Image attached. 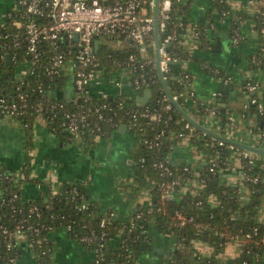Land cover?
Instances as JSON below:
<instances>
[{
	"label": "trees",
	"instance_id": "16d2710c",
	"mask_svg": "<svg viewBox=\"0 0 264 264\" xmlns=\"http://www.w3.org/2000/svg\"><path fill=\"white\" fill-rule=\"evenodd\" d=\"M190 4L191 0L174 1L170 8V17L165 32V35L175 37L168 46L170 57L201 64V68L209 77L222 80L229 78L228 86L240 87L244 103L247 106L234 110L225 108V113L221 114L218 98L226 100V95L217 92L218 95L212 100H205L199 98L193 91L194 95L192 96L190 88L181 81L180 73L183 69L173 65L170 66V72L165 81L170 94L176 96V102L198 122L206 126L211 122V129L217 131L219 135L224 136L225 127L230 126L233 122L229 117L232 112H236L244 119H253L254 124L249 125L247 131L258 133V124L261 120L264 121V109L263 114H260L256 106L248 102V98L256 97L264 107V91L262 96L258 91L262 89L258 83V76L264 72V31L261 32L262 29L264 30V9L258 6L256 11L248 16L253 21L254 29L257 32L258 48L255 52L246 55V67L250 75L244 82L238 84L232 74L226 73L207 61L198 59L178 43L183 40L181 34L184 28L192 25L196 33L194 35L199 42L198 48L200 50L211 49L217 39L213 35L215 24L226 16L231 17L228 34L230 42H232L236 33L242 36L239 23L244 17L240 13L234 14L227 0H211V9L215 11L213 21H216H214V26L206 25L191 20L189 16ZM147 11L152 14V7L149 4ZM241 41L242 39H239L238 43ZM103 49L104 44L99 46L95 53L99 63L97 71L101 76L100 79L107 84L111 80L128 77L125 71V61L130 54L138 55L137 49L129 42L121 43L115 49L104 53L101 52ZM148 51L153 55L154 48L151 41L148 42ZM138 74L141 73L138 72ZM142 74L148 83L146 88L152 92V97L145 105L137 104L133 97L117 94L106 98L99 94L91 95L90 85L83 92L88 96V101L84 102L83 98L76 97L77 91H74V95L70 99L54 96V92L60 91L66 85L67 79L60 77L50 82L40 68L28 73L24 82L26 86L34 88L42 84L45 91H6L4 86L14 80L12 76L15 75V72L14 68L7 64L5 57L0 58V99L9 102L16 101L18 93L25 92L28 93L30 103L42 102L45 105L42 115L45 117L46 114H53L54 119L46 122L63 141L73 142L77 137L70 133H64L65 130L60 127L61 110L80 112L86 105L99 106L107 102L111 110L105 113V116L111 121H98L96 115L92 113L88 123L83 127V133L79 140L82 142L83 148L88 150L94 146L98 138H108L120 127H124L135 135L138 144L130 152L133 172L126 182L125 198L132 202L141 195L142 191L147 190L148 193L147 203H138L132 211L122 216L113 209H102L99 202L91 198L86 180L65 184L61 189L63 191L61 195L54 194L52 190H49L44 192L46 197L39 196L33 201L22 199L20 186L39 183V180L30 178L32 167L31 156L28 154L34 148L33 128L38 114L32 108L26 107L22 114L10 115V118L15 119L24 131L26 155L18 169L0 165V221L8 228H12L22 218H28L29 224L35 228L28 232L30 251L34 256L47 247H53L49 238L52 233L50 230L59 227L60 223L58 218H52L51 215L59 213L65 215L67 220H75L73 229L77 233L89 234L93 231L91 243L88 246L81 245L90 252L95 251L92 264H139L140 256L151 249L150 243L154 233L170 235L173 238L174 247L162 264H221L219 255L227 244L236 242L241 244L240 253L226 261L225 264H264V222L259 219L264 204V157L259 155H255L254 158L242 157L240 165L244 178L242 177L235 184L221 183L220 173L228 166L232 150L228 149L226 145H219L220 139L206 135L192 125V129H185L186 121L173 106L170 110L164 109L167 101L163 100L165 94L153 63H148ZM254 81L257 84L256 91L248 94L245 91L246 85L248 82L253 83ZM55 102L62 103L63 108L60 110L49 107ZM119 103H122L123 106L120 107ZM146 109L151 112L154 109L163 110V120L155 124L147 117L141 116L133 121L126 114L128 110L142 112ZM211 109L215 111L212 117L209 115ZM114 112L116 115L113 114ZM168 116L170 119H167ZM96 124L100 125V130L95 129ZM216 128L218 129L216 130ZM162 129L164 130L161 138L162 144L158 149L150 150L145 144V140L150 139ZM262 133L264 134V126ZM185 134H189L188 142L194 144L195 149L202 156L201 166L197 169L193 168L191 164H174L169 160L171 149L180 142ZM234 150L240 149L236 147ZM156 159L169 163L173 169V177L179 179L183 186H189V192H176L171 197H162L161 184L164 178L160 171L153 166ZM184 167L187 169L184 170ZM253 178L256 180L252 181ZM71 187H75L83 195V198L71 200L66 192ZM13 193L18 194V199L11 202L10 198ZM2 199L4 202H1ZM81 202H85L87 207L76 210V206ZM31 204L40 207L39 218H34L25 211L18 213L17 210L11 209L12 205L16 209L18 207L25 209ZM112 211L114 216L110 217L109 213ZM176 211L186 217L187 221L182 226L175 224L174 213ZM137 212L142 213L141 219L136 222V225L141 227H135L129 231L131 220ZM29 215L30 217H28ZM102 218L106 220L103 227L100 225ZM42 225L45 228H41ZM102 232H106V235L100 240ZM196 240L208 243L213 252L208 256L201 255L194 247ZM143 242L147 243L145 250L141 248ZM21 252L20 247L8 250L0 235V264H8V259L12 256L17 259V264H22L20 261ZM41 261L42 259L37 256L36 264H41Z\"/></svg>",
	"mask_w": 264,
	"mask_h": 264
},
{
	"label": "built area",
	"instance_id": "2783aa9c",
	"mask_svg": "<svg viewBox=\"0 0 264 264\" xmlns=\"http://www.w3.org/2000/svg\"><path fill=\"white\" fill-rule=\"evenodd\" d=\"M174 1L181 2L183 0L158 1V53L160 57V68L163 73V78L166 81L170 72V66L172 65L171 63H177L179 67L183 69L180 73L181 81L190 88L191 95L193 96V79L191 73L187 70L188 61L180 60L177 57H170L168 53L169 43L173 41L175 37L172 35H165V32L167 21L170 17L169 11ZM247 3L255 8L261 6L264 9V2H262V0H247ZM148 4L150 7H153V0H0V58H6L9 54L11 62L9 67L14 68L15 72V75L12 76L14 80L8 82L4 86L7 89L6 91H45L42 84L34 88L26 86L24 82V78L28 73L40 68L43 75L50 82L56 78H66V85L71 84L73 90L77 91L76 97L83 98L84 102H87L88 96L83 92L86 91L91 82L98 85L101 81V76H99L97 71V67L99 66L95 55L97 50L95 51L94 46L95 43H97L98 49L99 46L104 44L103 38L115 40L117 45L129 42L138 52V55L130 54L125 61V71L128 77L111 80V82H114L116 88L115 94L120 95L119 87L122 79L129 81L133 89H147L148 83L142 73L148 63H153V55L148 51L149 41L152 42L154 48L153 16L147 11ZM263 31L262 29L261 32L263 33ZM75 33H77V40L74 39ZM194 34L196 35L193 26L188 25L181 34L183 40L179 41L178 44L186 48L185 43L187 44L190 40H193V36L196 37ZM239 39H243V36L236 33L232 43H238ZM138 72L141 74L139 75ZM219 81L223 85H228L230 79H219ZM256 88L257 84L255 81L253 83L248 82L245 91L251 94L256 91ZM217 95L218 94H215V97ZM106 97L107 96H103V98ZM172 97L176 100V96ZM248 99V102L255 105L257 111L263 114L264 107L262 102L256 97H250ZM163 100L167 101L164 105V109L170 110L172 104L167 100L166 96ZM119 105L120 107L123 106L122 103H119ZM246 106L247 104L244 103L243 107ZM26 107L32 108L35 113L38 114V117H41L45 121L54 119L53 114H46L44 117L42 113H44L45 105L39 101L30 103L28 93H18L16 101L9 102L5 99H0V113L4 116L10 117L11 114L20 115ZM49 107L61 110L63 105L62 103L55 102ZM110 110L111 108L107 102L99 106L86 105L83 111L80 112L63 109L60 114V127L79 139L83 133V127L88 123L89 116L92 113L96 115L98 121L110 122L111 119L105 116V113ZM113 114L116 115L115 112ZM126 114L129 115L133 121H136L138 117L144 116L155 124H158L164 118L163 110L155 109L152 112L147 109L142 112H138V110H128ZM214 114V109H211L209 115L212 117ZM229 117L233 121L231 123V129L237 130L238 126L233 119V115ZM167 119H170V116H168ZM206 127L211 129V122ZM184 128L192 129V126L186 122ZM95 129L100 130V125L96 124ZM217 129L218 128H216V130ZM214 132L217 133L215 130ZM163 134L164 130L162 129L150 139H146L145 144L147 147L150 150L158 149L162 144L161 138ZM261 136L264 137V134L262 133ZM183 137L186 138V141H189V134H185ZM224 137L231 138L225 135ZM218 144L221 146L226 145L228 149L232 150L230 157H238L239 160L242 157L254 158L255 156V154L242 149H240L241 151L234 150V148H236L235 146L225 143L222 140L219 141ZM199 155L202 162V156L200 153ZM153 166L160 171L161 176L164 178L161 184L162 197H171L176 192H189V186H183L179 179L173 177V169L169 163L161 159H156L153 162ZM186 169L187 167H184V170ZM242 177L244 178V175L241 172V178ZM30 178L35 180L32 173H30ZM251 180L255 181L256 178ZM36 186L40 188L41 183H36ZM22 187L23 186H20L19 189H22ZM62 188L63 186L58 190H52V193L61 195L63 192L61 191ZM66 192L68 196L71 197V200L83 198V195L80 194L75 187L68 188ZM44 196L46 197V195ZM17 199L18 194L13 193L10 201L13 202ZM1 202H4L3 199ZM86 207V203L81 202L76 206L77 209H75L82 210ZM11 209L13 211L17 210L18 213H22L23 211L28 212V214L34 218L40 217V207L36 204H31L25 209L22 207L16 209L15 206L12 205ZM30 215L28 217H30ZM109 215L110 217L114 216V212H110ZM51 217L58 218L60 226L50 230V232L62 230L71 240L79 245L88 246L91 243L93 231L89 234H79L73 229L75 220H67L65 215L59 213L51 215ZM141 217V212H137L134 215L130 223L129 231L135 227H141L136 225V222H138ZM174 218L176 219L175 224L178 226L184 225L187 221L186 217L179 211L174 213ZM105 222V218H102L100 225L103 227ZM40 227L45 228L44 225ZM31 230H35V228L32 224H29L27 217L22 218L20 222L14 224L12 228H8V226L0 221V235L8 250H12L16 247L21 248V246L24 245L30 251L28 232ZM105 235L106 232H102L100 240L103 239ZM196 242L209 244L201 240H196L194 242L196 250L201 255L208 256L200 252L196 246ZM236 243L241 250V244L238 242ZM53 251L54 246L47 247L37 254V256L42 259L41 264H52ZM91 252L94 255L95 251ZM31 255L35 257L34 264H36L37 256ZM8 264H17V259L13 256L10 257L8 259Z\"/></svg>",
	"mask_w": 264,
	"mask_h": 264
},
{
	"label": "crops",
	"instance_id": "0c3cea01",
	"mask_svg": "<svg viewBox=\"0 0 264 264\" xmlns=\"http://www.w3.org/2000/svg\"><path fill=\"white\" fill-rule=\"evenodd\" d=\"M231 5V10L240 13L244 18L240 20L239 30L243 39L238 44H232L229 38L230 16L224 17L220 22L214 23L215 11L211 9V0H191L190 18L194 22L216 25L214 36L216 41L211 49L200 50L199 44L190 40L185 43L186 48L198 59L207 61L218 66L226 73L232 74L236 83H242L250 75L246 67V55L255 52L258 48V37L254 29L253 21L250 17L256 8L250 6L247 0H227ZM264 2V0H262ZM211 21H213L211 23ZM187 70L192 75V89L195 94L205 100H212L215 94L220 91L219 79L209 77L201 68V64L189 61ZM258 83L264 91V72L258 76ZM91 95L112 96L116 93L114 82L105 84L104 81L94 84L91 82ZM233 90L237 91L236 98L230 100ZM226 100L222 101L225 108L237 109L243 106L244 97L240 87H229ZM56 97L70 99L74 95L71 84H67L60 91L53 93ZM220 98V97H219ZM233 119L238 125L235 135L240 138L235 140L248 144H257L264 148L252 137L247 138L249 125L254 124L253 119H244L232 112ZM243 121L246 127L241 128ZM210 123V122H209ZM244 125V124H243ZM243 135V136H242ZM244 137V139H242ZM34 148L28 154L31 156V167L34 179L41 183L40 188L35 184L25 185L21 190V197L25 201H33L39 196H44V192L58 190L68 183L81 180L88 183V192L93 200L99 202L102 209H113L120 216L132 211L135 206L147 203V190L142 191L136 200L130 202L125 198L126 182L133 172L130 152L134 149L138 140L124 127L113 132L108 138H98L94 146L88 150L83 148L82 142L77 138L73 142L63 141L48 126V123L39 122L33 128ZM192 145V144H191ZM189 143H178L170 153L169 160L174 164H191L194 168L201 166L200 155L197 162L193 160V146ZM26 155L25 134L19 123L8 116L0 115V165L10 169H18L24 162ZM241 165L238 157H230L228 166L220 173L221 183L225 185L235 184L241 178ZM49 176L54 177V182H45ZM53 179V178H52ZM52 181V180H51ZM259 219L264 222V204L259 214ZM49 238L54 246L52 264H92L94 255L78 243L71 240L64 231L58 230L50 233ZM151 249L140 256L139 264H162V261L171 254L174 247L173 238L170 235L154 233ZM201 253L210 255L212 249L209 245L196 242ZM21 263L34 264V259L26 246H21ZM240 253L237 243H229L224 251L219 255L221 264H225L229 259L236 257Z\"/></svg>",
	"mask_w": 264,
	"mask_h": 264
},
{
	"label": "water",
	"instance_id": "95a60500",
	"mask_svg": "<svg viewBox=\"0 0 264 264\" xmlns=\"http://www.w3.org/2000/svg\"><path fill=\"white\" fill-rule=\"evenodd\" d=\"M158 1L159 0H153V7H152V16H153V38H154V52H153V64L155 66L156 69V73H157V77L158 80L162 86V90L165 94V96L167 97V100L172 104V106L174 107V109L177 111V113L186 121L188 122L190 125H192L193 127H195L196 129L202 131L204 134L206 135H210L214 138L220 139L222 141H224L225 143L231 144L239 149L248 151L250 153L256 154V155H260L264 157V148L260 147L257 144H248L245 142H241L232 138H227L224 137L222 135L217 134L216 132H214L213 130L207 128L206 126H204L203 124H201L200 122H198L197 120H195L193 117H191L188 113H186L183 108L176 102V100L173 99L172 95L170 94L166 82L163 78V73L161 71L160 68V57H159V53H158V46H159V40H158V16H157V11H158ZM74 39L77 40V33L74 34ZM218 42L216 41L215 46H218ZM97 43H95L94 49L95 51L97 50ZM6 61L7 64L10 66L11 62H10V55L8 54L6 56ZM174 67L178 68L179 65L177 63H171ZM20 76V75H18ZM58 88V87H56ZM229 86L225 85V86H221L220 91L222 93H228ZM119 92L120 95L122 96H127V97H133L135 102L139 105H145L147 103V101L152 97V92L149 88L144 89V90H136L133 89V87L131 86L130 82L122 79L121 80V85L119 87ZM229 94L232 97H229L230 100H234L236 98V94L237 91L233 90L231 93L229 92ZM218 102L220 103V113L224 114L225 113V105L222 101L221 98H218ZM264 126V121L261 120L258 124V134L262 133V128ZM123 128V127H122ZM64 133H67V131H65ZM147 243L143 242L141 243V248L143 250L146 249Z\"/></svg>",
	"mask_w": 264,
	"mask_h": 264
},
{
	"label": "rangeland",
	"instance_id": "374dc122",
	"mask_svg": "<svg viewBox=\"0 0 264 264\" xmlns=\"http://www.w3.org/2000/svg\"><path fill=\"white\" fill-rule=\"evenodd\" d=\"M194 39H195V41H197L198 42V39H197V37H194ZM103 40V42H104V49L101 51L102 53H104L105 51H108V50H113V49H115L116 47H117V42L115 41V40H110V39H107V38H103L102 39ZM193 41V40H192ZM261 89H259L258 91H259V93H260V96H262V91H260ZM37 120L39 121V122H44V120L41 118V117H38L37 118ZM244 124V125H243ZM240 127L241 128H244V127H246V125H245V123H243V121L240 123ZM237 132V130H235V129H231V125L230 126H228V127H225V129H224V131H223V133H224V135L225 136H228V137H231L232 139L235 137V138H240V137H237V135H235V133ZM247 132H249V131H247ZM250 133V132H249ZM243 136V135H242ZM249 137H252L253 139H255V140H257L258 141V143H260L261 145H263L262 143H261V141H263V137L260 135V134H258V133H250L248 136H247V138H249ZM186 138H182V139H180V143H183V142H185V143H189L190 145H191V143L190 142H188V141H186L185 140ZM242 139H244V137H242ZM191 146H193V150L195 151V146H194V144H192ZM256 155V154H255ZM260 156V155H259ZM198 157H199V155H198V152L197 151H195L194 153H193V160H194V162H197V160H198ZM258 157V156H257ZM193 168H194V165H193ZM53 178V179H52ZM52 180V181H51ZM45 182H54V177L53 176H49L47 179H45L44 180Z\"/></svg>",
	"mask_w": 264,
	"mask_h": 264
}]
</instances>
